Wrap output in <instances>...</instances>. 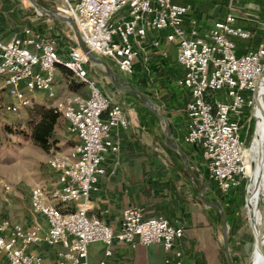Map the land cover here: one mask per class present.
<instances>
[{
	"label": "built area",
	"instance_id": "2783aa9c",
	"mask_svg": "<svg viewBox=\"0 0 264 264\" xmlns=\"http://www.w3.org/2000/svg\"><path fill=\"white\" fill-rule=\"evenodd\" d=\"M66 1L88 51L109 59L124 75L133 74L149 30L165 31L166 39L178 44L177 60L185 69L180 86L191 94L185 142L201 151L210 179L223 193L238 190L247 178L243 137L248 109L253 107V98L246 94L254 97L264 73V43L238 57L232 38L250 39L252 32L237 26L236 16L230 14L201 36L195 21L185 27L193 9L186 0ZM124 9L127 13L117 18ZM70 40L75 39L71 36ZM153 46L159 48L160 41H154ZM60 49L58 39L30 26L8 41L0 36V77L14 100L5 111L15 114L31 104L28 93H44L49 108L65 119L68 132L78 140L69 152L56 154L48 162L58 174V187L48 190L37 183L31 191L32 211L46 221L44 237L40 225L26 227L2 220L0 260L5 258L7 264H46L40 254L30 252L31 247L43 242L48 248L60 247L56 264H90L89 246L101 243L105 248L100 264H107L118 246L137 250L151 245L163 248L164 264H184V228L167 218H147L142 209L128 208L123 211L119 229H114L99 216L90 215L92 196L100 192L101 179L106 175L104 163L109 155L120 153V143L112 132L127 129L129 121L122 108L110 104L90 79L88 55L71 45L67 57L62 58ZM58 67L71 71L87 87L88 95L58 96Z\"/></svg>",
	"mask_w": 264,
	"mask_h": 264
},
{
	"label": "crops",
	"instance_id": "0c3cea01",
	"mask_svg": "<svg viewBox=\"0 0 264 264\" xmlns=\"http://www.w3.org/2000/svg\"><path fill=\"white\" fill-rule=\"evenodd\" d=\"M186 2L191 3L193 9L185 19V27L189 28L195 21L201 36L207 35L216 22L225 20L230 14L236 16L237 26L252 32L250 39L232 38L236 44L235 52L238 57L246 55L264 43V0H186ZM33 8L35 13L27 14L25 11L27 8H19L7 0H0V36L8 41L21 34L23 28L29 26V22L32 21L43 27L40 31L45 35L58 38L59 35L53 28L54 22L52 24L45 22L42 19L45 13H38L42 11L38 10L35 3ZM56 16L60 19L59 15ZM66 21L74 30L75 20L69 17ZM67 37L70 40L71 34L69 33ZM156 40L161 43L159 48L153 46ZM59 42L61 56L65 58L68 55V52L64 51L65 43L62 40ZM140 49V56L134 64V75H124L105 58L101 60L99 57H94L90 59L91 63L88 65L93 78L101 83L99 85H102L104 79L115 81L117 91L130 93L141 110L154 113L147 112L148 115L142 118L141 125L137 123L136 114L131 112L132 125L127 129L113 130L114 140L120 143V153L117 156L109 155L104 163L106 175L101 179L100 192L92 196L90 215L99 216L114 229H119L123 211L128 208L142 209L147 218L163 216L173 225L185 229L181 244L184 264L204 263L201 255L207 259L212 258L216 252V245L213 229L188 199L190 196L199 206L201 200L205 207H210L203 201L206 200L204 195L206 171L199 168L194 161L204 159L201 151L185 142L189 123L188 113L185 111L182 118L180 117V112H184L182 109L191 101V94L180 86V81L185 76V69L177 60L178 44L169 42L165 31L149 30L147 40ZM58 70L65 69L57 68L55 80L60 75ZM147 70H152V75H156V79L162 84V87L155 92L149 93ZM57 88L55 85L58 95ZM110 89L115 100L121 101V96ZM80 90L88 95L87 87L84 86ZM28 95L31 99H36L37 103L49 108L50 102L44 93H28ZM159 106L165 107L167 118ZM124 107L129 108L128 104ZM141 116L143 117L142 114ZM177 117L181 118L179 126L172 122ZM146 126L151 129L149 132ZM149 141L153 147L150 146ZM162 154L177 168V175L183 179V176L190 178L180 184L182 189L178 188L176 182L160 164L159 157ZM58 185V178L53 184L51 182L45 184L48 190H53ZM192 189L199 193V197L195 196ZM203 211L211 220L209 213ZM31 214V217L21 214V221L15 222L26 227L42 226L43 238L47 231L46 221L43 217L35 215L33 211ZM211 222L213 223L212 220ZM104 248L105 246L99 243L89 246L90 264H100L104 257ZM59 249L60 247L48 248L42 242L31 247L30 252L40 254L46 264H56ZM164 260L165 252L160 245L139 247L137 250L118 246L107 264H164ZM0 264H7L6 259L0 260Z\"/></svg>",
	"mask_w": 264,
	"mask_h": 264
},
{
	"label": "rangeland",
	"instance_id": "374dc122",
	"mask_svg": "<svg viewBox=\"0 0 264 264\" xmlns=\"http://www.w3.org/2000/svg\"><path fill=\"white\" fill-rule=\"evenodd\" d=\"M69 1L71 3L73 2V0ZM7 2L19 8H27L25 10L27 14L35 13V9L33 8V3H35L38 10L45 13L42 19L50 24L54 22V31L59 35L56 39L64 41L65 53L69 52L71 45L74 48L78 47L75 31L73 30V27L70 26L68 21H66L70 17L68 12L69 4L66 0H7ZM126 13L127 9H124L117 14L116 17H122ZM56 15H59L62 20H60ZM29 26L36 30L43 29V27L34 24L32 21L29 22ZM69 33L74 37V41L68 39L67 36ZM102 59L104 60V58H101V60ZM58 72L60 75L56 78L55 85L58 87V95L60 97L71 93H78L86 96L84 93L85 91L80 90L83 88L80 85V81H78L72 74L66 75L63 70H58ZM146 72V79L149 83V93L160 89L162 84H160L159 79H156L157 76L152 75V70H147ZM89 76L90 79L95 81V83L100 87L104 95L108 97L110 104L120 106L122 108L129 121V126L132 125L130 117L131 112L136 114L138 117V124H141V122L143 123L142 118L147 117V112L154 114L152 111L141 110V108H139V106L134 102V98L130 93L126 91H117L115 81L104 79L102 85H99L100 82H96L91 72ZM110 88L121 96V101L115 100ZM13 102V98L9 96L8 90L4 86L3 78L0 77V222L4 219L21 221V214L31 217V191L35 184L42 183L45 185L47 182H51L53 184L58 178V174L50 168L48 163L49 160L56 154L69 152L78 143L77 138L68 132L67 122L65 119L60 117L52 132L48 150H43L32 138L33 129L42 118V105L37 103L36 99H31V104L28 107L21 108L15 114H9L5 111V107ZM125 104H128L129 108L124 107ZM159 107L166 116L165 107ZM182 110H184V112H180L181 118L183 114H185V111L187 112V106ZM251 114L252 108L249 119ZM180 117L172 120V122H174L177 126H179L181 122ZM145 125H147V123H145ZM249 125L250 122L248 120L245 122L244 128L243 139L245 142L250 140V136L248 137ZM146 128L148 132L151 130L148 126H146ZM183 130L184 129L182 127V132ZM149 143L151 144V141H149ZM150 146L153 147L152 144ZM246 155L248 161H250L247 168L248 176V174L250 175L249 167H252V160L248 156V151ZM194 161L199 168L206 171V174H204V178L206 180V192L204 195L206 200L216 203L219 207H222L226 221L227 219L229 220L227 221L228 230L226 246L224 241V224L220 210L218 208L205 207L201 200L199 206L195 199L190 196L188 197L191 201L190 204L199 212L200 215H202L203 219L211 226L214 233L213 237L216 245V252L214 256L209 259H207L204 255H201L204 264H253L256 258L254 246L257 239L252 233L250 227V216L246 207V198L248 196V205L249 209H251L248 195L249 190H247L248 179H244L246 181V186L244 187L242 184V186L238 189L239 194L235 197L232 203L233 205H231L232 207L234 206V209L236 210L235 214L232 215L233 213H231V215L228 216L223 208L222 200L218 198L213 191L214 185L211 183L212 180L210 179L207 163L202 159H196ZM159 162L164 170L170 174V178L176 182L178 188L182 189L180 184L190 180L189 177L183 176V179L177 175V168L166 160L164 154L159 157ZM252 169L254 170V167ZM192 191L196 197H199V193L196 190L192 189ZM261 203V209L264 210V190L261 191ZM200 207L209 213L213 223Z\"/></svg>",
	"mask_w": 264,
	"mask_h": 264
},
{
	"label": "bare ground",
	"instance_id": "6f19581e",
	"mask_svg": "<svg viewBox=\"0 0 264 264\" xmlns=\"http://www.w3.org/2000/svg\"><path fill=\"white\" fill-rule=\"evenodd\" d=\"M42 14L43 12H38ZM75 35L77 38L78 47L84 53V46L86 47V41L82 34L81 29L77 26H74ZM88 53H90L88 51ZM89 57V56H88ZM98 57L96 55H91L90 59ZM258 100L260 106L255 108L254 116L256 118V131L255 137L251 146V149L248 151V156L252 160V167L250 166V177L251 184L249 187V201L252 211L255 213L256 226L254 235L257 239V242L254 246V251L256 253V258L253 264H264V210L261 209V191L264 190V78L263 82L259 89ZM155 109V108H154ZM157 112V111H155ZM159 113V112H158ZM161 114V113H159ZM254 167V170L252 169ZM248 169L245 168V174L247 176ZM205 187V186H204ZM204 203L210 207L218 208L222 215V221L224 224V241L227 246V230L228 225L226 221L225 214L222 210V207H219L218 204L209 202L203 199ZM264 204V203H263ZM250 216V215H249Z\"/></svg>",
	"mask_w": 264,
	"mask_h": 264
},
{
	"label": "trees",
	"instance_id": "16d2710c",
	"mask_svg": "<svg viewBox=\"0 0 264 264\" xmlns=\"http://www.w3.org/2000/svg\"><path fill=\"white\" fill-rule=\"evenodd\" d=\"M64 69L65 70H63V72L66 75L72 74L71 71L67 70L66 68H64ZM80 85L82 87L85 86L83 83H80ZM246 95L248 97H250L251 99L253 98L252 93H248ZM216 97L219 99H222V97L220 95H217ZM41 107H42L41 108L42 109V118H41V121L34 127L32 138L40 148L47 151L48 147L50 145V139L52 137V132L54 130V127L57 125L58 120L61 117V115L56 113L53 109L48 108L44 105H42ZM250 112H251V108L248 109V114H247V118H246L245 122L248 121L249 116H250ZM211 183L214 185L213 191L215 192L216 196L218 198H220L223 202V208L225 210V213L228 216L231 215V213H233L232 215H234L236 210L234 209V206L232 207L231 205H233L232 203H233L235 197H237L239 194L238 190L234 189V190L229 191L228 193H223L219 189V187L217 186V184L215 182L212 181ZM243 186L244 187L246 186L245 180L243 181ZM227 221H229V220L227 219ZM184 231H185V229H184ZM183 240H182V242H183ZM182 242H181V244H182ZM196 259H199V257H196ZM200 264H204V263H200Z\"/></svg>",
	"mask_w": 264,
	"mask_h": 264
},
{
	"label": "water",
	"instance_id": "95a60500",
	"mask_svg": "<svg viewBox=\"0 0 264 264\" xmlns=\"http://www.w3.org/2000/svg\"><path fill=\"white\" fill-rule=\"evenodd\" d=\"M84 51L85 53L91 57V53H88V49L85 48L84 46ZM263 78H264V73L263 75L261 76L260 80H259V83H258V87L254 93V97H253V107H252V114H251V117L249 119V122H250V125H249V135L248 137L250 136V140L245 142V153H244V159H245V165L246 167L248 168V165L250 163V161H248L247 159V151H249L251 149V146H252V142H253V139H254V135H255V130H256V118L254 116V113H255V108L258 106H260V102L258 100V94H259V89H260V86L263 82ZM253 122V124H252ZM248 179V182H247V190H249V187H250V184H251V177L250 175L248 174L247 178ZM248 196L246 198V207L248 209V212H249V215H250V227H251V230H252V233L254 235V231H255V226H256V220H255V213L254 211H252L251 209H249V205H248Z\"/></svg>",
	"mask_w": 264,
	"mask_h": 264
}]
</instances>
